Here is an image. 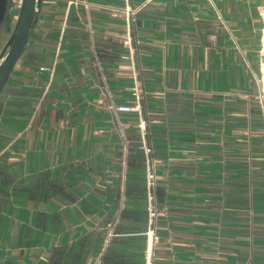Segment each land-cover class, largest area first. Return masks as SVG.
Masks as SVG:
<instances>
[{
    "label": "crops",
    "instance_id": "0c3cea01",
    "mask_svg": "<svg viewBox=\"0 0 264 264\" xmlns=\"http://www.w3.org/2000/svg\"><path fill=\"white\" fill-rule=\"evenodd\" d=\"M262 7L44 0L0 95V264H88L114 223L104 264H145L139 115L115 110L135 84L157 165L153 264H264Z\"/></svg>",
    "mask_w": 264,
    "mask_h": 264
},
{
    "label": "built area",
    "instance_id": "2783aa9c",
    "mask_svg": "<svg viewBox=\"0 0 264 264\" xmlns=\"http://www.w3.org/2000/svg\"><path fill=\"white\" fill-rule=\"evenodd\" d=\"M142 7L126 10V19L128 23H129V17L134 16L138 11L142 9ZM259 14L263 21L260 52L261 55L264 57V7L261 8ZM255 78L257 84L259 85V89H260L259 102H260L261 110L264 114V61L261 63L260 74L255 75ZM132 91L136 101L135 106L131 108L118 107L115 108V110L134 111L139 115V120L136 125V128L139 131L142 138L141 150L143 151L145 157L146 189H147L146 205L148 212V228L145 233V237H146L145 264H153L154 250L159 241V237L157 234L158 220H159V209L157 204V165H156V159L154 156L153 147L146 140V137L148 135V122L143 117L142 114L141 103L143 97L140 93L137 84H135V86L132 88ZM115 225L116 224L114 223L113 225L110 226V230L106 236L103 248L95 258L89 261L88 264H104L103 256L106 248L109 246L112 238L115 236V231H114Z\"/></svg>",
    "mask_w": 264,
    "mask_h": 264
},
{
    "label": "water",
    "instance_id": "95a60500",
    "mask_svg": "<svg viewBox=\"0 0 264 264\" xmlns=\"http://www.w3.org/2000/svg\"><path fill=\"white\" fill-rule=\"evenodd\" d=\"M43 2L44 0H22L11 9L12 22L8 35H4V31L0 34L2 38L0 45V95L25 51L34 24L41 15ZM0 4L1 22L6 11L7 0H0ZM5 36H7L6 40Z\"/></svg>",
    "mask_w": 264,
    "mask_h": 264
},
{
    "label": "flooded vegetation",
    "instance_id": "af4514ba",
    "mask_svg": "<svg viewBox=\"0 0 264 264\" xmlns=\"http://www.w3.org/2000/svg\"><path fill=\"white\" fill-rule=\"evenodd\" d=\"M22 0H7V5H6V11L4 14V18L0 22V34L5 31L4 26H7L10 28L11 22H12V16L10 15L11 9L17 4L18 2H21ZM1 7V4H0ZM6 27V29H8Z\"/></svg>",
    "mask_w": 264,
    "mask_h": 264
},
{
    "label": "rangeland",
    "instance_id": "374dc122",
    "mask_svg": "<svg viewBox=\"0 0 264 264\" xmlns=\"http://www.w3.org/2000/svg\"><path fill=\"white\" fill-rule=\"evenodd\" d=\"M6 27L7 26H4V29H5V31H4L5 34L4 35H8V32H9V28L7 27L8 29H6ZM6 38H7V36L4 37L5 40H6Z\"/></svg>",
    "mask_w": 264,
    "mask_h": 264
}]
</instances>
